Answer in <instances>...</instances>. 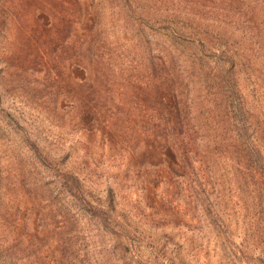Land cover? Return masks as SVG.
<instances>
[{"label":"rangeland","instance_id":"374dc122","mask_svg":"<svg viewBox=\"0 0 264 264\" xmlns=\"http://www.w3.org/2000/svg\"><path fill=\"white\" fill-rule=\"evenodd\" d=\"M260 165L264 0H0V264H264Z\"/></svg>","mask_w":264,"mask_h":264},{"label":"trees","instance_id":"16d2710c","mask_svg":"<svg viewBox=\"0 0 264 264\" xmlns=\"http://www.w3.org/2000/svg\"><path fill=\"white\" fill-rule=\"evenodd\" d=\"M237 117H238V114H237ZM39 162L44 164L43 166L49 167V169H52V171H54L53 168H51L50 165L47 163V160L45 158H41ZM260 168L262 169L264 168V166L260 165ZM62 180L67 185L68 190H71V188L75 187L74 179L72 177L62 175Z\"/></svg>","mask_w":264,"mask_h":264}]
</instances>
